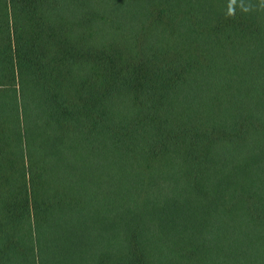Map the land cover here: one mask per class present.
<instances>
[{
    "label": "trees",
    "instance_id": "obj_1",
    "mask_svg": "<svg viewBox=\"0 0 264 264\" xmlns=\"http://www.w3.org/2000/svg\"><path fill=\"white\" fill-rule=\"evenodd\" d=\"M0 264H264V0H0Z\"/></svg>",
    "mask_w": 264,
    "mask_h": 264
}]
</instances>
